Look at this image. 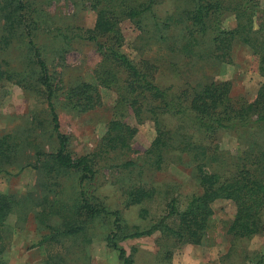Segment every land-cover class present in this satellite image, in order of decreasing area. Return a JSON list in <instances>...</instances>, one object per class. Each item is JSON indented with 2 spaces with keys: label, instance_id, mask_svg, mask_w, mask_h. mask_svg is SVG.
<instances>
[{
  "label": "rangeland",
  "instance_id": "1",
  "mask_svg": "<svg viewBox=\"0 0 264 264\" xmlns=\"http://www.w3.org/2000/svg\"><path fill=\"white\" fill-rule=\"evenodd\" d=\"M237 1L224 0L227 6L221 17L224 28L237 26ZM185 2L157 0L153 13L121 19L114 36H103L102 41L112 44L118 38L119 48L140 65L146 59L157 62V83L162 87L171 86L172 91L179 92L187 82L198 85L216 79L229 81L233 96L253 99L264 79L258 69L259 59L250 45L234 39L230 56L217 59L214 54L220 51L213 50L210 29L194 47L195 53L191 57L180 50L186 40L185 25L177 19H184L180 11L188 6ZM27 5L28 10L39 11L34 15L36 21L27 22L36 27L35 43L42 50L58 94L54 101L60 130L69 137V150L74 155H88L96 169L89 186L94 203L118 211L124 229L134 230L136 226L148 227L159 219L173 199L183 208L192 195L200 194L203 188L198 181L197 164L190 163L186 153L181 156L185 160L179 162L181 149L176 147L179 135L187 132L198 139L199 132L179 119L167 116V126L174 129L170 144H176L170 155L176 160L168 159L160 167L156 166L152 161L153 154L149 152L157 136L154 122L148 119L139 123L129 108L116 107V90L105 88L97 79L96 69L101 56L94 42L79 37L68 42L60 35V32L69 36L85 33L94 26L97 12L91 7V1L28 0ZM260 6L264 8V0H260ZM167 18H170L168 27L159 31L155 20ZM4 23L0 17V71L22 69L26 58L22 38L13 39L4 48ZM196 52L204 55L198 58ZM82 82L97 87L102 95L101 104L88 110L66 105L68 88ZM115 118L137 128L131 149L113 150L106 145L108 125ZM50 120L45 95L37 88L28 90L15 80L0 76V140H7L11 146V157L4 160L0 157V163L9 172L0 171V193L13 198L12 210L0 231V264H48L51 255L62 264H122L117 250L109 247L106 240L112 225L110 217L86 220L88 223L83 231L57 234L56 241L48 238L51 233L64 230L71 223L75 226L85 219L77 209L81 202L80 172L74 169L49 172L53 162L50 160L49 167H45L48 157H44L38 166L37 150L51 152L57 146ZM219 137V151L224 152V159L241 153L237 134L222 132ZM128 160H133L135 165L126 166ZM139 186L152 191L153 195L141 203L128 205V191ZM211 207L210 227L202 243L178 246L169 260L162 259L163 251L158 245L162 237L160 231L120 243L132 255L135 264H222L232 252L264 253V234L254 236L246 245L233 246L232 236L228 233L235 214L232 201L216 199ZM143 210L148 212L145 217ZM164 244L170 243L165 241Z\"/></svg>",
  "mask_w": 264,
  "mask_h": 264
},
{
  "label": "trees",
  "instance_id": "2",
  "mask_svg": "<svg viewBox=\"0 0 264 264\" xmlns=\"http://www.w3.org/2000/svg\"><path fill=\"white\" fill-rule=\"evenodd\" d=\"M0 1V17L5 20L4 48L13 39L22 38L21 46L24 47L26 56L22 69H3L0 76L15 80L28 90L37 88L45 95L51 114L50 130L57 140L53 151L37 150L38 166L44 157H48L45 167H49L50 160V163L53 162L49 172L57 169H74L80 172L78 188L81 202L77 209L85 219L75 226L71 223L64 230L51 233L48 238L56 241L57 234H76L83 231L88 223L86 220L93 221L99 216L110 217L112 225L106 240L109 247L117 250L122 264H135V260L121 245V241L151 235L156 231L162 233L158 241L160 250L163 251L162 259L169 260L178 246L202 243L210 227L213 214L211 204L220 198L230 200L235 205V214L228 229L233 246L246 245L254 236L264 234V80L253 99L244 95L233 96L231 83L216 79L198 85L187 82L186 87L175 92L171 86L162 87L157 83V62L146 59L140 65L119 48L118 38L112 44L102 41L103 36H114L121 19L138 18L143 14L153 13L157 0H90L91 7L97 12L94 26L85 33L77 32L70 36L60 32L68 42L77 37L94 42L101 56L96 69L97 79L105 88L116 90V107L129 108L139 123L148 119L154 122L157 136L149 152L153 154L152 161L156 166L160 167L168 159L176 160L170 155L176 144H170L174 129L167 126V116L175 117L193 131L199 132L198 139L187 132L179 135L180 140L176 147L181 149L179 162L183 160L182 154L186 153L188 161L197 164L202 192L192 195L183 208L179 201L173 199L168 203L166 212L148 227L136 226L134 230H125L118 211H111L92 200L89 186L95 178L96 169L88 155H74L69 150V137L60 130L57 103L54 101L58 94L42 50L35 43L36 27L33 28L32 23L27 22L35 20L34 15H38L39 11L28 10V0ZM185 4L188 6L185 5L180 11L184 19H177V22L185 25L183 34L186 40L181 51L191 57L195 53L194 47L211 29L213 50L220 51L219 54H214L217 59L229 57L232 41L239 39L253 49L259 59L260 75L264 79V8H261L260 0L237 1L235 10L238 23L232 29L224 28L221 22L227 9L224 0H186ZM169 19L155 20L159 31L163 32L168 27ZM196 54L198 58L204 55L202 52ZM101 96L94 84L82 82L68 88L66 105L77 110H88L101 104ZM177 131L180 132L178 129ZM136 132V127L120 119H112L107 129L106 145L113 150L131 149L130 143ZM222 132L237 134L238 145L242 147L241 153L229 160L224 159V152L219 151L221 147L217 140ZM10 150L8 141L0 140L2 160L11 157ZM125 165L132 166L135 162L128 160ZM0 171L9 173L2 163ZM127 195V204L132 205L141 203L153 193L139 186L129 190ZM12 204L11 196L0 193V231L12 210ZM147 213V210H143L142 216L145 217ZM174 220L176 221L173 222ZM165 241L170 244L166 246ZM225 258L228 260L222 264H240L241 261L243 264H264V253L258 252H232ZM47 262L62 264L52 255Z\"/></svg>",
  "mask_w": 264,
  "mask_h": 264
}]
</instances>
